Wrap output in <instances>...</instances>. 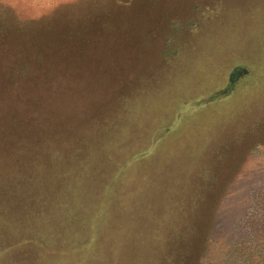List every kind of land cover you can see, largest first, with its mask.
I'll return each instance as SVG.
<instances>
[{"label": "rangeland", "instance_id": "obj_1", "mask_svg": "<svg viewBox=\"0 0 264 264\" xmlns=\"http://www.w3.org/2000/svg\"><path fill=\"white\" fill-rule=\"evenodd\" d=\"M12 22L55 38L35 100L9 78ZM3 111L72 160L51 219L14 225L36 250L0 234V264H183L202 228L229 243L264 229V0H0ZM10 204L8 223L27 218Z\"/></svg>", "mask_w": 264, "mask_h": 264}, {"label": "trees", "instance_id": "obj_2", "mask_svg": "<svg viewBox=\"0 0 264 264\" xmlns=\"http://www.w3.org/2000/svg\"><path fill=\"white\" fill-rule=\"evenodd\" d=\"M70 20L71 19L68 20V24ZM6 25L8 24L6 23ZM10 25L8 33L13 35L20 33L23 37L18 46L17 42L14 44L13 38L10 39L7 37L8 40L6 42L8 43L9 41V43H13L12 45L8 44L5 48L7 51L5 56L8 59L7 67L9 70V78H13L12 67L15 68V70L18 69V77H23L26 81L25 84L27 85V91L30 96L28 98H33L35 100L39 97L38 92H42L46 86H50L55 81V77L53 78L54 75L51 76V73L54 72V65L52 64L55 62L53 63L51 58L49 59V57L52 56V52L49 51L51 50L50 45L55 38L52 37L50 40L49 38H46V35L40 34L37 31H34V28H29L26 25L23 28L12 26L14 25L13 22ZM64 27L65 26H63V28ZM11 36L12 35H10V37ZM15 50L17 51L15 55H18V57H14L15 55L13 52ZM40 74H45V76L42 77ZM30 78L32 79V82ZM22 95L27 96L26 92H23ZM0 117V151H4L0 154V163L5 162L9 165L4 169L0 168L1 240H12L14 230L17 232L19 231V233L23 235H28V233H30L31 239H23L20 243L23 245L22 248H28L30 250L31 255V250H36L35 246L39 243V237L26 230H30L32 227L29 226L34 225V227L37 228L36 222L38 219L50 220L53 211L56 212L58 210L57 203H60V201L56 202L52 196H47L48 194H53L52 191L54 190V185L49 182L58 178V175L61 176L64 166H68V164H66L67 159L69 161L72 160V158H68V153H66L67 150L62 152L56 150V148L46 150L45 145L43 144L44 142H36V136L29 138L32 142L28 145L29 139L25 138L23 135L25 132L23 130L26 128V122H23L20 130L19 127L15 125L10 126V123L13 122L14 119H10V117L8 118L5 111L0 112ZM14 127L17 129L14 130ZM58 157H62V159L65 158L63 160L65 163L61 164V159ZM71 166L72 164L69 165V167ZM60 181H63V179ZM7 182H12L11 186L7 185ZM15 185L17 186L14 187ZM221 185L222 184H220V186ZM41 188H43L47 194L41 192ZM57 189L58 186H56V191ZM220 192H224L223 186L220 187ZM57 195L58 194H56V196ZM10 203H16L17 205L15 204V206L17 207H23V205H25V207L28 208V211L26 212L27 218H24L19 214L15 220H11L12 223H8L6 221V208L11 206ZM20 221L25 223V226L29 224L26 230H23L25 229L23 227H19L18 229L14 226ZM262 223L264 224L263 221H261V224ZM33 230L34 229H31L30 231ZM207 232L204 234V228L200 229L198 246H196L194 250L196 254L193 255L194 251H192V247L186 249L187 255L189 256L188 258H191L188 262H184V249L182 262L185 264H264L263 227H260L253 232L251 241L244 239L239 242L235 241L234 243H229V240L224 237L225 235H219L218 239L210 240L206 237ZM10 247H12V245H6L3 248V251L10 250ZM37 257H39L38 260L36 257L30 259L29 264H45L42 260L44 257L43 253L41 255L38 253ZM175 258L179 264V258ZM209 258L210 260H208Z\"/></svg>", "mask_w": 264, "mask_h": 264}, {"label": "water", "instance_id": "obj_3", "mask_svg": "<svg viewBox=\"0 0 264 264\" xmlns=\"http://www.w3.org/2000/svg\"><path fill=\"white\" fill-rule=\"evenodd\" d=\"M243 73H245V71H243L242 69H236L230 76V81L231 83H233V78H238L240 77Z\"/></svg>", "mask_w": 264, "mask_h": 264}]
</instances>
